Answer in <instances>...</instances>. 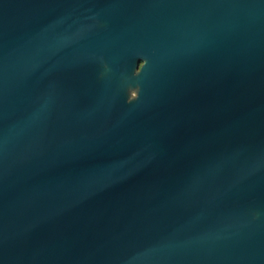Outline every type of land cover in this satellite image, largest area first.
I'll use <instances>...</instances> for the list:
<instances>
[{
	"label": "water",
	"instance_id": "obj_1",
	"mask_svg": "<svg viewBox=\"0 0 264 264\" xmlns=\"http://www.w3.org/2000/svg\"><path fill=\"white\" fill-rule=\"evenodd\" d=\"M0 264H264V0H0Z\"/></svg>",
	"mask_w": 264,
	"mask_h": 264
}]
</instances>
